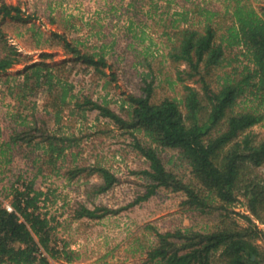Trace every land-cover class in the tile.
Wrapping results in <instances>:
<instances>
[{
	"label": "trees",
	"instance_id": "obj_1",
	"mask_svg": "<svg viewBox=\"0 0 264 264\" xmlns=\"http://www.w3.org/2000/svg\"><path fill=\"white\" fill-rule=\"evenodd\" d=\"M233 1L223 13L200 4L175 13L179 18H171L163 32L166 57L182 83L180 97L157 98L161 69L157 72L143 59L147 70L139 73L140 92L129 94L123 113L91 94L77 95L74 85L63 79L68 62L82 63L103 79L109 67L105 53L84 51L80 42L53 32L51 39H58L69 58L50 66L46 59L52 53L43 52V60L25 67L18 95L45 86L48 96L43 112L35 101L24 104L20 98L23 108L9 114L12 122L3 130L9 132L0 144V162L9 165L20 157L38 165L36 176L44 169L68 179L94 175L98 181H87L85 200L74 203L73 217L96 219L119 212L121 208L96 203L118 183L115 172L99 160L81 161L80 139L52 129L67 109L83 117L98 111L132 135L135 149L148 163L136 171L146 179L145 192L129 206L163 187L183 193L182 204L189 210L218 215V222L205 229L160 231L149 226L156 241L143 251L142 264H264V229L259 225H264V174L258 170L264 165V136L252 130L264 120V0L259 8ZM0 15L25 19L19 6L1 0ZM21 60L20 50L0 28V74ZM165 150L175 154H163ZM183 166L189 176L180 172ZM21 180L22 174L11 181L6 194H12V210L0 200V264H54L51 258L73 262L77 253L68 242L58 244L55 216L43 210L51 191L38 188L35 178L16 184ZM239 203L244 212L235 210Z\"/></svg>",
	"mask_w": 264,
	"mask_h": 264
},
{
	"label": "rangeland",
	"instance_id": "obj_2",
	"mask_svg": "<svg viewBox=\"0 0 264 264\" xmlns=\"http://www.w3.org/2000/svg\"><path fill=\"white\" fill-rule=\"evenodd\" d=\"M7 4L19 6L24 20L0 15V28L10 44H14L21 53L22 60L8 71L0 74V144L6 138V126L10 124V113L17 107L35 101L38 110L43 112L47 98L43 86L27 95H18L19 84L23 81V72L28 64L40 62L43 52L52 53L46 61L50 66L69 58L53 32L66 34L69 40L80 42L84 51L104 52L109 63L107 75L101 79L94 76L92 69H86L82 63L68 62L63 79L74 85L77 95L91 94L94 99L107 101L117 112L129 106L130 93L140 92L139 73L147 70L141 61L146 59L153 68L161 69L157 73V98L178 96L182 92V83L176 79V68L166 57L168 42L164 35L165 24L171 18H179L176 12L185 8H196L195 4L209 6L221 13L233 0H1ZM259 8L263 0H242ZM52 18L54 21H52ZM50 37V42L46 39ZM52 42V43H51ZM53 44V45H51ZM141 61V63H139ZM184 65H181L183 68ZM146 69V70H145ZM158 72V71H157ZM172 80V81H171ZM216 86V79L213 81ZM19 97V98H18ZM250 103L249 101H246ZM33 103V102H31ZM32 105V104H31ZM29 114V109L23 110ZM52 129L74 134L79 138L82 153L81 161L89 163L99 160L115 172L118 183L109 191L99 195L96 203L110 208L120 209L102 218L75 219L73 205L85 200L84 191L87 181L97 182L98 177L87 178L84 175L68 179L66 176L50 173L44 169L38 173V165L33 166L27 160L17 157L9 165L0 162V200L11 203L10 182L20 174L28 182L35 178L36 186L44 191L50 190L49 200L44 211L55 216L58 244L69 243L78 258L73 262L52 259L54 264H142L143 251L156 241L149 226L160 231L181 227L205 229L218 222V215H202L189 210L182 204L185 196L181 192H172L161 187L149 199L129 206L139 195L145 192L146 179L136 171L148 168V163L135 149L132 135L118 127L110 119L98 116V111H90L83 117L81 113L70 114L67 109L61 121ZM60 129V130H59ZM260 137L264 136V120L252 127ZM4 132V133H2ZM139 137L142 133L137 132ZM163 154H175L165 150ZM79 159V157H78ZM264 174V165L258 169ZM180 172L189 176V169L183 166ZM44 174V175H43ZM24 181L17 182L21 183ZM44 204V201H41ZM90 204V203H89ZM44 206V205H43ZM235 210L244 212L239 203ZM240 222L243 219L236 215ZM60 223V224H58ZM264 229V225L260 224Z\"/></svg>",
	"mask_w": 264,
	"mask_h": 264
},
{
	"label": "built area",
	"instance_id": "obj_3",
	"mask_svg": "<svg viewBox=\"0 0 264 264\" xmlns=\"http://www.w3.org/2000/svg\"><path fill=\"white\" fill-rule=\"evenodd\" d=\"M6 207H7L8 210H12V209H13V207H12L11 204H9V203H6ZM259 225H260V224H259Z\"/></svg>",
	"mask_w": 264,
	"mask_h": 264
}]
</instances>
